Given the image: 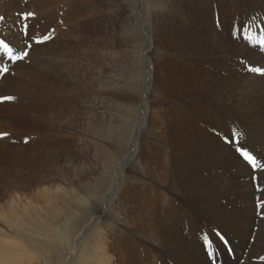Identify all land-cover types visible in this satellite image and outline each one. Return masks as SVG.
Instances as JSON below:
<instances>
[{
    "label": "rangeland",
    "instance_id": "374dc122",
    "mask_svg": "<svg viewBox=\"0 0 264 264\" xmlns=\"http://www.w3.org/2000/svg\"><path fill=\"white\" fill-rule=\"evenodd\" d=\"M32 1L0 0V17L9 15L15 7H19L20 12H26L25 10L29 12L36 8L40 11H37L36 15L33 13L36 21L33 15V18L30 17L29 21L27 20L20 28L25 30L29 26L22 45L18 44L22 53L21 59L28 58L29 50L33 51V48L38 46L42 40L54 44L53 47L56 44L55 48L61 54L66 52L67 55L77 58L83 56V70L81 69L80 77L75 83L66 84L62 89V86H59L61 82L55 81L54 74L43 72L40 76L41 79H37L35 76L37 73L34 72L30 59H27L23 63L30 65V67L27 65L26 67L29 68L33 77L30 75V79L27 76H17V82L15 84L10 82L3 91L5 96L2 103H7L4 105L8 113L6 114L13 118L11 119L12 124L17 127L18 131L16 135L14 133L13 145L20 144L23 147L18 159L13 154L7 155L8 161L6 160L4 166L13 169L11 170L13 178L17 176L16 174L19 176V172L23 171L18 177L22 186L18 187L19 189L15 188L19 192L14 190V193L12 190L18 201L23 203L19 205V211L14 215L21 217L19 219L22 221L16 222L14 228H11L8 222L0 219V264H82L79 257L81 251L77 250L76 240L78 235L83 230L85 231V228L93 221L95 226L93 225L92 230L83 239L84 243L78 241V245L82 243L80 250H91V244H98L104 236L103 239L106 238L110 244L111 241H115L117 248L131 244V249L135 248L137 252V256H135L137 263L142 264L143 259L139 260V258L144 255L143 245L147 240L140 238L130 224H125L126 218L132 217L138 209V204L147 199L149 191L143 184L154 182L157 179L150 166L160 158L158 148L160 149L162 146L161 139L167 141L170 135L173 148L180 146L177 138L169 133L172 128L178 125L174 123V120L177 119L176 114L179 115L186 111L179 109L183 100L192 102L195 106V96L206 97L205 95H207L210 97V94H203L196 89L198 86L195 84V72H198L196 67L198 59L194 55L195 46L190 43L192 36L195 35L193 30L195 28L188 23L189 26L184 27L183 33L170 36L169 32L171 18L166 11H170L169 8H174L177 4L182 5L183 1L187 2L188 0L148 1L149 16L153 13V5L150 3L157 4L155 7L158 8L156 9L164 10L160 16L161 19L154 20L161 35L159 38L156 37L154 50L150 52L156 68H154L153 89L150 93L151 99H149L153 111L150 110L148 129L144 131L146 138L143 142L141 159L145 160V163L143 164L142 160H137L138 168L134 169L132 165H129L131 167H127L128 170L126 169L124 176L122 172L126 167L122 163L127 154V146L137 133L136 128L143 111L141 108L144 97L142 91L146 80L145 60L148 56V48H145L148 42L146 21L140 14L136 0H50L53 2L52 7L55 6V3L57 5L59 3L66 8V12H64L67 17V39L60 36L55 43L51 41L55 35L52 26L53 23L60 22L58 9H54L51 16L47 17L43 14L44 12L41 13L43 7L36 6L35 8V5L30 3ZM230 2L233 4L232 8L235 9L236 1L231 0ZM43 5L44 3H41V6ZM188 6L193 10L192 15L195 17L194 2ZM145 15L148 16L146 13ZM234 19L229 27L231 37L235 36L236 40L237 38L243 40L245 44L247 43L253 48L256 47L254 44L258 43V40L264 41L263 34L259 33V31L264 32V29L261 28L264 26V17L262 21L254 18V25L246 24L248 20L243 17V22L240 21L239 15ZM43 27H45V31ZM163 30L168 32L170 38ZM224 31L226 32V26ZM29 37L31 41H29ZM243 37H246L245 41ZM11 46L14 47V45ZM260 46L264 48V43ZM71 63L77 64V61L73 59ZM12 77L15 78L14 75ZM21 82L23 83L17 90L18 92L10 90L13 85L17 86ZM63 105H65L63 109L58 107ZM154 105L158 106V110ZM25 109H31L32 113ZM52 110L54 119L53 116H50ZM47 111L48 113H45ZM56 112H66L61 114L64 115L62 117L64 121L57 118ZM36 114L39 119L35 121ZM148 139H152L154 143L158 144V147H155L154 144L150 146L146 142ZM247 149L248 147H246ZM46 152H49L50 156H46ZM26 153L28 155L25 157ZM157 157L159 158L157 159ZM115 163L119 164L114 166ZM122 165L123 167L119 169ZM15 166L16 168H14ZM21 174L23 175L21 176ZM45 175H49L47 177L49 179ZM230 177L231 174L225 175V181H230ZM22 178H24L23 181ZM120 179L123 181L120 194L117 199L113 198V206L110 205L111 208L113 207V212L108 210L106 215V211L100 210V208H104L105 195L110 192V185L113 183L115 187ZM206 180H209L208 177ZM136 182L139 183L136 185ZM46 188L53 191L49 198L45 194ZM28 204L30 206L27 207ZM98 210H100L99 214H97ZM8 214L10 216L11 212ZM110 214L113 216L115 214L118 219H110ZM198 225L203 232L212 227L209 222L204 220L198 222ZM257 228L255 227L256 230ZM16 232L19 234L17 235ZM179 232L181 233V231ZM182 238H186L187 241L184 242L195 251V241H188L189 233L186 232ZM249 240L247 242H256L253 236H250ZM224 242L227 244L228 241ZM228 246L235 251V246L228 244L225 248L227 253L229 252ZM246 251H249V247L246 248ZM229 254L232 256V253ZM245 255L247 253L243 251L241 258H235L234 264H264L263 256L250 262V259ZM69 256L72 257L70 263L67 260ZM76 256H78L77 260ZM204 258L213 264L214 257L211 252H208ZM173 259L176 258L173 256ZM177 263L182 264L179 261Z\"/></svg>",
    "mask_w": 264,
    "mask_h": 264
},
{
    "label": "bare ground",
    "instance_id": "6f19581e",
    "mask_svg": "<svg viewBox=\"0 0 264 264\" xmlns=\"http://www.w3.org/2000/svg\"><path fill=\"white\" fill-rule=\"evenodd\" d=\"M47 1L50 3L48 4ZM148 1L136 0L140 14L146 21L148 42L145 48H148V56L145 60L146 80L142 91L144 97L142 98L141 108L143 111L139 125L136 128L137 133L133 141L131 140L127 146V154L122 163L126 167L125 171L122 172L123 176L127 167H131L129 165H132L134 169L138 168L136 166L137 160H142L141 151L146 138L144 131L148 129V122L151 116L150 110H152L149 99H151L150 93L153 89L155 62L153 57L150 56V52L154 50L156 37L159 38L161 35L154 20L156 18L161 19L160 16H162L164 10L156 9L158 8L155 7L157 4L150 3V5H153V13L149 16ZM230 1L188 0L187 2L183 1L182 5L177 4L174 8L172 7L173 9L169 8L170 11H166L171 18L169 24L171 27L169 30L170 36L183 33L184 27L186 28L188 23L195 28L193 29L195 35L192 36V41L189 40L195 46L194 55L198 59L196 66L198 72H195V84L198 86L196 89L203 94H210V97L207 95H205L206 97L195 96V106L192 102L183 100V104L179 106V109L186 111L179 115L176 114L177 119L174 120V123L178 125L172 128L171 133H169L177 138L176 140L180 143V146L173 148L174 145L171 143L169 134L167 141L161 139L160 143H162V146L160 149L158 148L160 158L157 157L159 159L156 160V163L150 166L151 171L154 172H152L153 175L156 174L157 179L156 181L152 179L154 182L143 184L149 191L148 196H146L147 199L138 204V209L132 217L126 218L125 224H130L140 238L147 240L143 245L144 255L139 258V260L143 259L142 264H178L177 261L182 264H211L204 258L208 252H211L214 260L223 264H234L235 258H241L243 251L247 253L245 256L250 259V262L259 257H264V48L259 43H255L256 47L254 48L250 47L243 40H238V38L236 40L235 36L231 37L229 34L230 24L233 23V19L237 15L241 17L240 21H242V17L247 19L246 24L250 25L255 22L254 18L262 21L264 17V0H235V9L232 8L233 4ZM191 2L195 4V17L192 15L193 10L188 6ZM30 3L34 4L35 8L36 6L43 7L41 13L44 12L43 14L47 17L51 16L54 9H58L60 22L53 23L52 28L55 35L53 36L54 38H51V41L53 43L57 42L56 39L60 38V36L64 37L63 39H67L66 8L59 3L58 5L55 3V6L52 7L53 2L50 0H33ZM41 3H44V5L41 6ZM32 4L31 6H33ZM25 11L28 12L27 10ZM37 11L40 12L38 8L29 12L35 14ZM26 12H20L19 7H15L13 12L9 15L6 14L7 16L0 20V40H4L5 43L9 44L13 56H22L18 44L21 43L22 45L29 26L25 30L20 29L28 19L21 21L19 15ZM225 26L226 32L224 31ZM261 28L264 29V26H261ZM43 29L45 31V27ZM236 29L235 32L237 31ZM163 32L167 31L163 30ZM259 33L264 36V32L261 33L259 31ZM170 36L167 32V37L170 38ZM260 39L262 38L260 37ZM29 41H31L30 37ZM11 45H14V47ZM50 45H52L50 42L41 40L39 45L33 48V51L29 50L28 58L25 57V59L23 58L24 60L19 59L16 62H13L4 48L0 47V219L8 222L11 228L15 227L16 222L22 221L19 219L21 217L14 215L19 211V205L23 202L20 203L12 192L14 190L17 192L18 187L22 186L18 177L23 171L19 172V176L16 174L17 176L13 178V175H11L13 174V171H11L13 169L4 165L8 161L7 155L9 156V154H13L18 159L23 147L20 144L13 145L15 141L14 133L16 135L18 131L17 127L12 124L11 119L13 118L7 115L8 113L4 106L7 103H2L5 96L3 91L10 82L14 84L17 82V76H27L28 78L31 75L29 68L26 67L27 64L23 63L27 59H30L29 61L33 65L31 66L34 68V72L37 73L35 75L37 79L40 78L43 72L45 74H54L55 81L61 82L59 86H62V89L65 88L66 84L75 83L83 70V56L77 58L76 56L67 55L66 52L61 54L55 48L56 44L54 47V44L52 47ZM73 59L77 61V64L71 63ZM27 66L30 67V65ZM4 67H6L7 72L3 71ZM253 68H260L261 72L251 71ZM229 72L231 73L229 74ZM13 75L15 78L12 77ZM31 77H33V74ZM31 77L29 78L31 79ZM155 78L158 80L157 77ZM22 83L17 86L13 85L10 90L17 91ZM58 107L63 109L65 105ZM25 110L31 112V109ZM157 112L160 113L159 111ZM45 113H48V111ZM51 113L50 116H53L52 118L54 119L53 110ZM65 113L56 112L57 118L62 119L64 115L61 114ZM34 118L35 121L39 119L37 114ZM146 142L150 146L154 144L155 147H158V144L154 143L152 139H148ZM246 147H248L247 150L257 157L255 168L251 167L241 155L242 151L246 150ZM47 154L46 156H50V154ZM27 155L26 153L25 157ZM33 155L35 156V154ZM39 156L41 157V155ZM32 159L34 160V158ZM11 160H13L12 157ZM144 161L142 160L143 164L145 163ZM118 164L115 163L114 166ZM230 174L231 180L225 181V175L229 176ZM207 177L209 180H206ZM23 180L24 178H22ZM130 180L132 182V178ZM122 183L123 181L120 179V182L115 187L113 183L110 185V192L105 195L104 208H100V210L106 211V215L108 210L113 212V207L111 208V206H113L114 200L120 194ZM137 183L139 182H136V185ZM52 192L50 188L45 189V194L48 198L52 195ZM46 200L48 199L46 198ZM46 203L49 204V202ZM28 206L30 205L28 204ZM100 210H98L97 214L100 213ZM8 212H11L10 216H8ZM115 216V214L114 216L110 214L109 218L118 219ZM98 219H100V216H98ZM201 220L209 222L212 227L203 232L198 225ZM93 225L94 221L85 228V231L83 230V234H81L82 231L81 235H78L79 237L76 240L77 250L78 252L81 251L79 257L82 264H138L135 257L137 252L135 248L131 249V244L117 248L115 241H111L110 244L109 241H106V238L103 239L104 236L98 244H91V250H80V244L84 243L82 241L95 226ZM255 227H258L257 230ZM186 232L189 233L188 241H195V251L184 242L187 241L186 238H182ZM16 233L17 235L19 234V232ZM250 236H253L256 242H247L250 241ZM78 241L82 243L78 245ZM224 241H228L227 244ZM228 244L235 246V251L232 250V256L225 249ZM247 247H249L248 252L246 251ZM173 256L177 260L173 259ZM71 258L70 256L68 257V263H70Z\"/></svg>",
    "mask_w": 264,
    "mask_h": 264
},
{
    "label": "snow or ice",
    "instance_id": "6c2138e0",
    "mask_svg": "<svg viewBox=\"0 0 264 264\" xmlns=\"http://www.w3.org/2000/svg\"><path fill=\"white\" fill-rule=\"evenodd\" d=\"M34 14L31 13V12H26V13H21L19 15V19L21 21H26L27 19H29L30 17H32ZM0 20H3V17H0ZM0 47H3L4 50L6 51V53L8 54V56L12 59V60H19L21 59L20 56H13L12 55V49L9 47V44L8 43H5L4 40H0ZM3 71L7 72V69H3ZM251 71L253 72H261V69L260 68H253L251 69ZM242 155L243 157L248 160L249 162L252 163L253 166H255L256 164V161L255 159L249 154L248 151H242Z\"/></svg>",
    "mask_w": 264,
    "mask_h": 264
}]
</instances>
